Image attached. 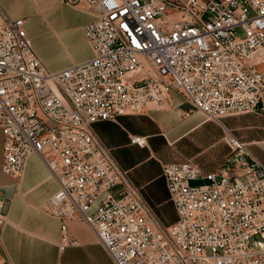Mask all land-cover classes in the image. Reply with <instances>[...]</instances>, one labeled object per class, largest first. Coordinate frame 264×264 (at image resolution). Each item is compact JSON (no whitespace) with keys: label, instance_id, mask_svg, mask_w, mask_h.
Returning a JSON list of instances; mask_svg holds the SVG:
<instances>
[{"label":"built area","instance_id":"2783aa9c","mask_svg":"<svg viewBox=\"0 0 264 264\" xmlns=\"http://www.w3.org/2000/svg\"><path fill=\"white\" fill-rule=\"evenodd\" d=\"M60 1L94 16L83 26L92 56L56 71L26 18L0 4L2 170L21 177L31 155L42 159L58 183L42 210L62 221L60 248L77 243L66 221L80 218L115 264H264V164L245 142L229 135L224 164L206 174L163 164L177 215L166 225L94 131L168 107L172 93L191 107L176 109L183 117L264 111V0ZM9 211L1 199L0 243Z\"/></svg>","mask_w":264,"mask_h":264},{"label":"crops","instance_id":"0c3cea01","mask_svg":"<svg viewBox=\"0 0 264 264\" xmlns=\"http://www.w3.org/2000/svg\"><path fill=\"white\" fill-rule=\"evenodd\" d=\"M3 1L5 7L0 2L1 6L9 14ZM40 1L44 4L47 0ZM57 4L59 0H52L50 11L64 13L65 23L71 28H67L62 36L49 37L57 45L56 55L42 56L35 47L43 63L55 71L92 56L83 26L94 19L92 14L82 9L60 8ZM78 27L82 28V33H77V37L71 29ZM27 31L35 46L29 33L34 29L27 28ZM179 107L184 110L191 108L179 94L172 93L168 107L156 108L150 104L141 114L123 115L117 121L94 124L95 133L112 149L119 165L128 171L146 202L164 224L172 223L177 215L162 174L163 164L190 160L198 165L202 174L214 171L224 164L230 152L227 143L229 133L245 142L252 154L264 164V150L261 149L264 148L263 113L224 117L223 122V119L207 120L196 110L183 117L176 112ZM134 135L145 137V145L132 143L131 136ZM2 161L3 134L0 130V200L10 202L9 220L3 230V243H0L1 257H9L15 264H115L98 241L95 231L80 218L66 221L68 234L77 243L60 248L62 221L42 210L43 204L58 189V183L38 155L28 158L19 179L3 172ZM165 203L173 212L167 219L163 216Z\"/></svg>","mask_w":264,"mask_h":264},{"label":"rangeland","instance_id":"374dc122","mask_svg":"<svg viewBox=\"0 0 264 264\" xmlns=\"http://www.w3.org/2000/svg\"><path fill=\"white\" fill-rule=\"evenodd\" d=\"M0 2L4 5V1L0 0ZM6 2V10L11 16H24L27 18V28L34 29V31L29 32L30 35L33 37L35 47L40 52V54L43 56L44 54H51L56 55L54 51H56L57 45L55 44L54 40L49 39V37H53L55 35L62 36L65 30L67 31V28H71L66 25L65 19L63 18L64 13H56L52 12L49 9V6L52 5V0H47L46 3L42 4L40 0H5ZM0 3V4H1ZM56 3L55 1L53 2ZM60 8H69V9H80L78 7H73L67 4L62 3L59 0V4H57ZM49 9V10H48ZM73 34L76 36L82 33V28L78 27V29H71ZM78 33V34H77ZM84 35V34H83ZM78 37V36H77ZM85 37V35H84ZM86 39V37H85ZM86 42L88 43L87 39ZM89 45V44H88ZM62 46V44H61ZM263 113L264 111L261 109H257L254 112L249 113ZM237 114V115H229L226 117H241L243 115L249 114ZM225 117V119H226ZM264 118V117H263ZM223 122H224V118ZM228 132H231L228 130ZM162 134V133H160ZM232 135L231 133H229ZM234 136V135H233ZM262 150L264 148L261 147ZM227 158V157H226ZM20 177H17L19 179ZM208 181L204 180H191L190 184L192 185H202L206 184ZM1 192V190H0ZM1 195V193H0ZM163 213L164 218H168V216H172L173 212L172 209L169 207L167 203H165L163 206ZM169 223H166V225Z\"/></svg>","mask_w":264,"mask_h":264}]
</instances>
